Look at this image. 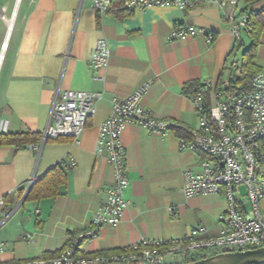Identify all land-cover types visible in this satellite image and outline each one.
Instances as JSON below:
<instances>
[{"label":"crops","instance_id":"0c3cea01","mask_svg":"<svg viewBox=\"0 0 264 264\" xmlns=\"http://www.w3.org/2000/svg\"><path fill=\"white\" fill-rule=\"evenodd\" d=\"M263 5L261 1L252 7ZM244 6L239 0L237 14ZM231 9L201 3L191 9L171 5L129 12L114 6L99 14L92 0H0V47L8 43L0 64V135H43L57 93L87 90L103 96L78 142L68 137L48 139L38 153L31 144L16 147L0 143V198L5 200L4 209L13 214L27 203L17 208L20 189L26 191L33 177L58 163H75L65 166L67 184L60 195L28 202L39 213L31 227L21 229L15 224L6 231L0 240L7 247L1 259L57 252L76 232L90 229L93 213L113 181L107 152L96 151L99 126L111 114L114 99L129 96L143 83L149 88L142 105L159 119L179 123L181 129L157 134L143 126H125L121 143L129 186L124 196L130 206L118 225L104 226L97 238L84 241L80 249L90 254L142 239H176L198 227L205 229V237L220 233L226 198L222 193L184 194L185 171L200 172L204 157L182 150L178 135L199 124L194 101L182 92L183 86L207 79L220 85L229 80V69L237 63L232 51L240 48L248 34L234 39L231 23L224 18L225 11ZM178 24L203 28L214 40L208 43L203 35L169 40ZM100 38H105L111 49L103 82L93 81L89 67ZM255 64L264 73V34ZM261 211L264 214V201ZM28 234L32 235L30 241Z\"/></svg>","mask_w":264,"mask_h":264},{"label":"built area","instance_id":"2783aa9c","mask_svg":"<svg viewBox=\"0 0 264 264\" xmlns=\"http://www.w3.org/2000/svg\"><path fill=\"white\" fill-rule=\"evenodd\" d=\"M214 3L225 11L224 18L231 23L235 40L247 31L251 21L249 7L237 14L239 0H92L93 9L99 14L108 13L114 6L125 11L143 10L148 7L176 6L191 9L196 4ZM203 35L208 43L214 36L203 28L178 24L168 35L169 40ZM8 43L0 47V64L5 59ZM111 49L105 38L96 41L89 59L93 81L105 80ZM234 63L229 72L237 71ZM193 101L198 116V127L178 135L182 150L202 155L200 172L185 171L183 192L187 197L222 193L227 208L221 216V231L217 236L205 237L206 231L198 227L181 238L142 239L115 252L85 253L80 247L84 241L99 236L104 226H116L130 206L124 193L129 186L126 152L121 134L128 124L146 127L150 132L166 134L181 129L179 123L159 119L143 105L142 98L149 88L141 84L134 93L123 99H114L112 112L99 126L96 151L107 152L113 171V181L108 186L102 204L94 211L91 227L76 232L63 249L49 253L41 252L29 259H1L6 244L0 241V264H167L166 256H181L183 263L204 259L213 255L247 251L264 247V173L261 171L260 149L264 143V73L252 78L253 89L248 92L229 90L230 82L217 84L213 79L201 82ZM101 93L87 90H65L57 93L49 124L41 142L31 144L37 153L48 140L62 137L78 142L88 120L95 114L96 102ZM74 161L66 167L74 166ZM5 200L0 198V226L13 214L4 209ZM39 213L34 210V215ZM27 240L32 239L28 234Z\"/></svg>","mask_w":264,"mask_h":264},{"label":"trees","instance_id":"16d2710c","mask_svg":"<svg viewBox=\"0 0 264 264\" xmlns=\"http://www.w3.org/2000/svg\"><path fill=\"white\" fill-rule=\"evenodd\" d=\"M245 3L242 11L256 5L264 0H243ZM252 21L246 32L250 38L249 47L243 52L242 59L238 65V70L230 72L229 77V90L237 92H248L253 89L252 78L261 70L255 64L260 39L264 34V5L255 8L251 12ZM241 39V38H240ZM242 45V43H240ZM235 52V51H232ZM202 86L201 82L191 81L186 83L182 92L193 99L198 89ZM182 135V134H180ZM42 135L35 132H16V133H3L0 135V143L3 145H14L21 147L27 144H38L41 142ZM59 138L57 140H63ZM260 157L264 158V147L261 149ZM262 160V159H261ZM67 184V172L65 162H61L50 168L43 175L36 177L33 181L32 187L28 192L25 202L38 201L47 198H55L61 194L62 189ZM20 196H23L25 190L20 189ZM120 249V248H119ZM118 249H112L101 252H115Z\"/></svg>","mask_w":264,"mask_h":264},{"label":"rangeland","instance_id":"374dc122","mask_svg":"<svg viewBox=\"0 0 264 264\" xmlns=\"http://www.w3.org/2000/svg\"><path fill=\"white\" fill-rule=\"evenodd\" d=\"M240 43H243L240 48L236 52H234L232 60H235L239 65L242 59L243 52L249 47L250 45V38L246 35L243 36ZM35 219L33 206L30 205L28 202L22 205L19 210L12 215L9 220H7L1 227H0V240L3 238L2 236L5 235L6 231L11 229L13 225H17L19 227H31V223ZM1 220V219H0ZM167 264H183V259L181 256H176L172 258L171 256H166Z\"/></svg>","mask_w":264,"mask_h":264},{"label":"water","instance_id":"95a60500","mask_svg":"<svg viewBox=\"0 0 264 264\" xmlns=\"http://www.w3.org/2000/svg\"><path fill=\"white\" fill-rule=\"evenodd\" d=\"M33 180L34 177L31 180L29 186L26 188V191L23 194L17 208L25 201V198L32 187ZM183 264H264V247L250 249L247 251L221 253L204 259Z\"/></svg>","mask_w":264,"mask_h":264}]
</instances>
